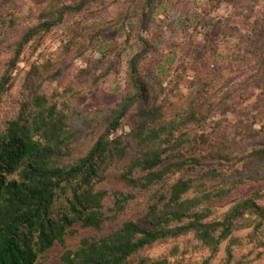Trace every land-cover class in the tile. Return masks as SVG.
Instances as JSON below:
<instances>
[{
    "label": "rangeland",
    "instance_id": "obj_1",
    "mask_svg": "<svg viewBox=\"0 0 264 264\" xmlns=\"http://www.w3.org/2000/svg\"><path fill=\"white\" fill-rule=\"evenodd\" d=\"M80 1L0 0V79L24 32L57 21L26 46L14 69V84L0 101V131L44 94L65 115L67 141L54 160L64 165L83 157L126 97L129 62L145 39L151 50L138 63L149 89L142 105L156 104L163 122L180 123L176 134L185 143L175 157L188 158L158 185L133 190L136 198L104 228L76 225L66 243L44 253L39 264H64L65 252L77 250L84 237L105 236L128 219L151 227L148 213L156 204L157 211L166 209L168 198L159 199L180 180L190 185L182 200L203 221H222L246 199L264 206V155L257 153L264 149V0H156L153 8L145 0H99L57 18L63 6ZM139 118L136 106L110 136L111 145L124 151L108 158L92 180L94 191L107 192L110 215L114 192H132L122 175L152 148L135 135ZM133 173L145 172L136 167ZM254 218H238L225 240L217 241L218 230L212 241L194 230L140 256L167 258V264H264V224L255 229Z\"/></svg>",
    "mask_w": 264,
    "mask_h": 264
},
{
    "label": "trees",
    "instance_id": "obj_2",
    "mask_svg": "<svg viewBox=\"0 0 264 264\" xmlns=\"http://www.w3.org/2000/svg\"><path fill=\"white\" fill-rule=\"evenodd\" d=\"M95 1L99 0H82L76 5H65L58 11L57 18L61 20L66 14L82 11ZM155 2L145 0V5L153 8ZM56 22V19L46 20L26 30L13 47L0 79V101L14 84L12 73L26 46L37 34L50 30ZM141 40L142 49L129 62L127 95L111 113L104 130L83 157L64 165L54 160L53 156L62 152L61 144L67 141L64 135L65 115L44 94L35 95L30 110L10 121L6 129L0 131V264H39L44 253L57 244L66 243L68 234L76 230V225L91 230L104 228L136 198L133 190L158 185L178 172L187 160L188 157H175L185 143V139L176 134L180 123L174 120L163 122L156 104L148 109L142 105L149 89L138 63L150 52L151 45L145 39ZM136 106L140 124L135 135L138 141L151 143L152 148L142 158L133 160L122 175L132 192H114L113 213L110 215L104 207L107 192L94 191L91 184L100 176L99 170L108 158L124 151L121 145H111L110 136ZM257 153L264 155V149ZM173 157L172 162L165 164L168 158ZM189 162L199 163L195 158ZM136 167L142 168L145 173L135 176L133 170ZM189 189L190 185L180 180L171 187L169 196L160 197V201L168 198V204L161 211H157V204L153 205L148 213L151 227L128 219L105 236L84 237L77 250L65 252L64 264H167V258L151 259L140 254L148 247L194 230L206 241H212L211 237L218 230L217 241L225 240L234 231L236 220L245 214L255 216V229L264 224V206L253 199L235 203L222 221H203L206 217L198 211H191L189 204L192 203L182 200ZM185 217L192 219L181 225H168Z\"/></svg>",
    "mask_w": 264,
    "mask_h": 264
}]
</instances>
